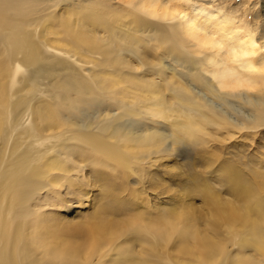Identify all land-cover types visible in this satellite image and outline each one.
I'll list each match as a JSON object with an SVG mask.
<instances>
[{"label":"bare ground","instance_id":"6f19581e","mask_svg":"<svg viewBox=\"0 0 264 264\" xmlns=\"http://www.w3.org/2000/svg\"><path fill=\"white\" fill-rule=\"evenodd\" d=\"M236 1L160 0L177 15L153 19L139 5L154 0H0V264H264V155L198 158L207 187L193 188L200 207L182 217L155 213L144 195L131 202L116 182L147 137L138 126L156 124L140 105L155 119L176 111L175 133L264 130V92L220 93L209 73L222 57L199 47L215 33L264 48V23L248 18L257 4ZM118 85L125 123L109 108Z\"/></svg>","mask_w":264,"mask_h":264},{"label":"rangeland","instance_id":"374dc122","mask_svg":"<svg viewBox=\"0 0 264 264\" xmlns=\"http://www.w3.org/2000/svg\"><path fill=\"white\" fill-rule=\"evenodd\" d=\"M263 1L264 0H250L251 4H257V10L250 12L248 18L251 17L254 20L255 18L253 17V15L259 16V18L257 19H260L262 23H264V18H262L263 14H261V6ZM238 3L239 2L236 0H230L231 6H236ZM114 87L115 86H108L107 89L112 92V90H115L113 89ZM118 88H120V90H115L112 96L108 97L113 99L114 101L113 105L109 108L110 113H114L115 111H120L121 113H123L124 116L122 118L123 120H125L119 122L125 123L129 116H127V113L125 114V112H122V110L119 108H125V110H127L128 105L131 102H129V100L126 98L127 94L123 92L127 91L126 86L123 85L119 86ZM116 103L121 104L118 107ZM148 103L154 104L155 102ZM139 107L140 108H136L138 109L137 113H145L144 118H149L153 122H156V124H141L140 126H138V129H145L143 132L141 131V134L146 135L149 138L146 137L145 141L138 144L137 147L131 146L129 150L130 152H128V154H131L130 157L134 165H131L127 170L128 177L126 180H123L121 178V173L117 172L116 169V172L118 173V175H116V182L130 187L133 190V197L130 199L131 202L142 201V195H144L148 199V207H150V209H152L155 213H157L159 210L162 214H167L171 216L172 214L177 213L180 215V217H182L185 210H187L186 207H195V205L200 207V205L196 204L198 202L195 201L193 197H191V195H194L193 188L197 187L196 190L200 191L206 189L207 187L206 179L203 175L198 173V171H200V161L197 160L198 158H202L203 156H209V158L213 159V156H219L220 159H225L228 156V158L234 160L236 157L234 155H237L239 157L236 158H245L246 160L249 157L261 158V156L264 155L263 129L256 131L255 134L248 136L246 135L245 138L242 140L238 139L240 142L236 140V138H233L229 141H223L225 133H223L222 131H208L207 133H205L201 130L194 131L193 129L187 128L186 130L179 129V132L177 133L176 131L175 133V131L172 130L174 128L173 126L179 123L180 121H184V119H181V117H179L176 111H167L164 116L161 115V118L155 119L152 118L150 115L148 116V113L150 111L146 113L143 108V105H140ZM114 108L116 109L113 110ZM154 108H156L155 104L151 110L155 111ZM234 108L236 109V112L240 114H245L243 106H235ZM141 110H144L145 112ZM166 110L173 109L169 108ZM146 129H148L149 131H154L157 129V131H159L158 134L160 133L161 135L159 134L160 136L158 135V137H155L157 135V132L155 133V136L154 133L150 135ZM173 133H175V136H178L176 137L177 140H175V138L173 137ZM150 136H152V138H150ZM148 140H152V142L150 141L146 143V141ZM138 173L140 174L141 179L138 177ZM81 184V188L84 191L90 189L87 182H82ZM206 195L209 196V194L207 193ZM67 198L71 199L69 200L70 202L67 204V206L71 207L76 206L78 204V201H80L79 198H76V196L72 195L68 196ZM83 200L84 198L81 199L82 202ZM183 206H186V209H183ZM123 212L124 211H121L120 213ZM86 215L87 213L80 215L76 213V216H74L75 218L73 217V220L74 222L83 221Z\"/></svg>","mask_w":264,"mask_h":264},{"label":"clouds","instance_id":"9594fccd","mask_svg":"<svg viewBox=\"0 0 264 264\" xmlns=\"http://www.w3.org/2000/svg\"><path fill=\"white\" fill-rule=\"evenodd\" d=\"M127 8L138 6V0H120ZM139 10L153 19H170L177 10L170 4H161L154 0L148 5H139ZM202 50L212 51L222 57L221 61L209 73L211 82L220 93L255 94L264 92V61L257 62L264 55V48L254 38H246L234 44H228L218 34H204L199 42ZM143 69L135 68L139 72Z\"/></svg>","mask_w":264,"mask_h":264}]
</instances>
